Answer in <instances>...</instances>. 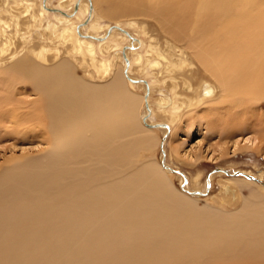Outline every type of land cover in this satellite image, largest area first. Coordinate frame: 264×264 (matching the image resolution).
Masks as SVG:
<instances>
[{
  "label": "bare ground",
  "instance_id": "obj_1",
  "mask_svg": "<svg viewBox=\"0 0 264 264\" xmlns=\"http://www.w3.org/2000/svg\"><path fill=\"white\" fill-rule=\"evenodd\" d=\"M18 1L15 3L21 5L19 14L41 26L46 19L44 28L49 38L69 45L72 53L82 59L90 58L100 78L109 76L114 64L111 59L97 61L96 49L102 55L104 51L123 49L128 63L122 55L121 78L124 81L126 78L130 86L140 85L144 93L135 96L122 88L117 73L102 87L82 84L66 64L37 68L31 58L35 49L27 51L28 46L17 58L19 51L10 47L13 39L6 36L7 28L0 29L3 35L0 64L11 63L0 70V129L12 134L30 133L48 145L44 153L46 161L14 160L18 164L15 169H8L6 175L3 173L0 264H73L79 259L75 245H71L73 237L81 239L82 251L86 249L89 254L88 258L84 255L89 264H264V203L256 192H250V198L244 199L241 208L231 213L190 206L188 200L176 196L163 176L176 173L182 179L181 185L184 183L181 191L192 196L194 191L206 193L208 189L203 192L187 188V175L181 170L172 171L177 169L167 164L166 154L161 164L164 136L159 142L160 162L147 161L127 171L133 166L139 149H149L157 143L149 131L161 128L167 133L170 130L169 122L149 120L153 107L149 101L151 84L135 77L131 71L128 54H135L136 45H143L142 39L126 30L131 35L128 37L117 28L123 29L120 23L100 25L92 20L93 0H69V4L75 5L71 11L62 9L67 0H58V7H52L50 0H41L36 12L35 1ZM107 1L110 7L106 16L149 15L175 43L184 40L185 47L210 76L200 81L193 96L197 102H211L205 109L209 114L220 110L214 108L215 104L218 107L225 104V109L234 110L237 103L244 102L247 106L251 101L264 100V0ZM49 12H53L55 21L47 20ZM84 14L87 16L82 20ZM11 16L18 17L17 13ZM86 27L102 33L84 32ZM108 29H111L109 33ZM114 35H121L130 44L124 48L119 43L109 46ZM94 41H98V46ZM167 43V47L175 46ZM147 48L166 60L165 70L187 66L190 62L181 49L174 54L176 61H171L162 55L159 46L148 44ZM51 50L57 56L58 49H46ZM40 54L36 55L43 56ZM135 59L141 61L142 57ZM159 64L157 60L150 62L151 67ZM124 69L129 78L146 83L131 81L124 75ZM42 76L50 77V81L39 91L37 99L25 105L15 98L14 85L18 81ZM167 100L168 97L159 96L155 103L161 108ZM173 100L175 94L171 97ZM180 106L174 107V111ZM144 117L153 128L143 124ZM239 126L235 122H221V129L229 132ZM119 136L126 138L121 152H117ZM120 163L121 170L116 167ZM221 171L222 168L210 172L206 184H210L214 173ZM237 171L258 181L233 175L235 171H228V175L262 183L261 174Z\"/></svg>",
  "mask_w": 264,
  "mask_h": 264
},
{
  "label": "rangeland",
  "instance_id": "obj_2",
  "mask_svg": "<svg viewBox=\"0 0 264 264\" xmlns=\"http://www.w3.org/2000/svg\"><path fill=\"white\" fill-rule=\"evenodd\" d=\"M15 1L0 0V21L5 23H0L2 24L0 25V29L7 28L6 36H10L11 39L14 40H12L10 47L16 48L17 52L19 51L17 58L24 54V51H26L25 49L29 46L27 51L30 50L31 52L35 49V51L32 52L35 54H32L31 58L37 68L39 66H41V68H52L61 63L66 64V66H69L70 69L75 71V78L82 82V84L88 86L97 85L105 87L111 77L116 73L120 78L122 77L124 60L121 56L123 49L104 51L103 55L96 49L95 57L97 61L111 59L114 64L110 75L106 78H100L98 75L99 73L91 64L90 58L85 57V59H82L79 55H74V53H72L69 45L60 44L55 39H53V41L52 37H50V39L48 31H46L47 29L44 28L46 19L42 22L41 26L40 24L38 25L39 22L35 23L32 18L28 16L24 17L23 14L18 13V8H21V5L17 6ZM31 1L36 2H33L35 3L33 4L34 12H36V8L39 6L41 0ZM93 1L92 20H96L100 25L107 24L112 26L115 23H120L123 25V29L127 31L129 30L128 32L131 35L135 34L142 39L143 45H141V47H139L140 45H136L135 54H128L132 63L131 71L135 77L144 78L151 84L152 90L149 95V101L152 104L151 106H153L152 114L149 116L151 123L169 122L170 124V130L167 131V133H164L161 128H154L152 131H149L151 135L155 137L157 143L154 146L149 147V149H139L133 158V166L135 165L137 167L147 161L152 163L160 162L161 150L159 142L166 134V162L170 167L181 170L187 175L189 180L186 183L187 188L192 190L199 189L205 192L207 190V175L213 170L221 168L226 169L229 172L248 170L257 176L261 174L262 183H264V100H258V103L257 101H255V103L251 101L254 106L252 104H250L252 106H246L244 102L237 103L236 106L234 105V110H232L231 107V110L228 108L229 111L224 108V103H222L224 104L223 106L220 105L221 107L217 106L219 104H215L214 108H220V110H216V112L213 110V112L209 114L205 109L209 107V103L211 102L200 103L195 101L193 96L196 95L194 90L200 81L210 79V76L198 64L191 51L185 47L183 39L181 40L183 43H175L174 38L171 36L172 39L168 34L166 35V33L161 30L160 23L157 22L155 18L153 19V17H149V15L119 14L114 17H108L105 13L109 9L110 3L107 0ZM57 3L58 0H50L52 7H58ZM74 6L75 5L72 6V4H69V0H67L62 9L64 11H71V7L74 8ZM20 11L23 12V9ZM15 12L18 17H15L14 19L11 15L16 14ZM86 16L87 14L82 15V20L85 19ZM46 18L47 20L51 19L52 21H55L53 19V12H49L46 15ZM73 19V21H77L75 17H73ZM17 21L19 25H16ZM6 24H8V26H5ZM89 28L86 27L84 32L89 31L94 34L102 33L101 30L98 32H92ZM0 36V38H3L2 33ZM94 42L98 46V41ZM167 42L174 43L176 47H167ZM109 43V46L119 43L123 45L122 48H124L125 45L130 44L128 40L122 39L121 35L120 37L119 35H114L112 39L109 40ZM148 44L159 46L160 50H162V55L171 61H176V56L174 54L177 55V50H184L190 62L187 66L183 65L182 67V65H179L178 68L171 67L169 70H165L164 67L166 60L155 55L151 51L149 52L147 48ZM41 46H44L45 50L42 49ZM37 47L40 48V50L37 49ZM49 47H55L56 50L58 49L57 56H54V51L52 50L46 51ZM38 53H42L43 56H37ZM137 56L142 57L141 61L135 59ZM147 59H149V61H146ZM155 60L159 61L160 64L158 67H151L150 62ZM9 63L10 61L4 62L2 63L3 66L0 64V70L3 71L6 66L11 65V63ZM49 78L50 77L48 76H42L39 77V79L34 80L21 79L14 85L16 92L15 98H18L17 100L21 103L28 105L29 102L34 101L39 97V91L43 89V86L49 83ZM124 79L125 81L121 78L120 82L122 88H126L127 91L129 90V92H132L135 96L144 93V90L140 85V87L138 85L130 86L126 81V78ZM48 87L49 85H47V88ZM44 88H46V86ZM174 94L175 100L172 102L171 97L172 95L174 97ZM159 96L168 97L170 100H167L166 105L161 108L157 107V104L155 103ZM190 98L193 100L191 101ZM204 100L210 101L206 98ZM181 101L183 104H181ZM178 105H181L180 109L175 112L174 107L177 108ZM140 106L142 107H140V110L143 112V102ZM245 106L247 108H245ZM248 106L253 107V111L251 108L249 110ZM223 121L235 122L240 126L229 132V130L221 129V122ZM142 128L146 127L142 125ZM129 137L130 136H128L127 139ZM125 140L126 138L124 136L118 137L117 152L122 151ZM46 144L45 141H42L39 137H33L30 133L12 134L4 132V129H0V187L3 185V173L8 169V171H13V169H15L14 167L18 165L15 162H27L29 159H35L38 160V162L41 161L40 163L44 162V160L46 161L47 158H45L44 155L48 147ZM118 165L120 166L116 167H119L118 169L121 170V165L123 164L120 163ZM133 166L128 167L127 171L134 170L135 166ZM7 173L8 172H5V175ZM124 173L126 174L127 172L124 171ZM163 177L167 179L172 186L177 197L182 199L185 198L188 200L187 203L189 202L188 204L197 208V210L218 211L217 209H220V212L228 213L237 211L241 208L243 202L250 198V192H256L257 197L264 203V186L262 183L246 181L242 179L241 176L226 175L222 171L214 173L210 180L211 182L207 192L204 195L197 196H192L181 191L182 179L176 175V173H167V175ZM247 196H249V198ZM80 240L77 237L71 239V245H75L73 248L75 252L77 251L76 256L79 258L78 261L76 259V262L78 264H89L86 260L89 254H87L88 252L86 249L82 251ZM78 252L79 256L77 255ZM84 255L87 258L84 257ZM81 256L85 259L81 260ZM223 256H225V254H223ZM76 262L74 261L73 264H77Z\"/></svg>",
  "mask_w": 264,
  "mask_h": 264
},
{
  "label": "water",
  "instance_id": "obj_3",
  "mask_svg": "<svg viewBox=\"0 0 264 264\" xmlns=\"http://www.w3.org/2000/svg\"><path fill=\"white\" fill-rule=\"evenodd\" d=\"M117 28H118L120 31H122L123 33H125L128 37H131V35H130L126 30H124V29H122V28H120V27H117ZM110 30H111V29H108V30H107V33H109ZM122 55H123V57H124L125 62L128 63V59H127V57H126L124 51H123ZM123 73H124V75H125L128 79H130L131 81H135V82H136V81H141V82L146 83L145 80H134V79L129 78V77L127 76V73H126V69H124ZM147 93H148V89H147ZM147 93L145 94V97L147 96ZM147 109H148V107H147ZM143 124H144L146 127H149V128H153V127H154V125L149 124V123H146V121H145V117H144V119H143ZM165 136H166V134L164 135L163 139L165 138ZM164 156H165V152L162 150V158H161V164H162V165L164 164ZM172 171H175V172L179 173L178 170H172ZM223 172H224L225 174H227V175L229 174V172H228L226 169H223ZM180 173H181V172H180ZM233 175H243V176H245V177H248V178H250V179H253V180H255V181H258L257 178H255V177H253V176H249V175L243 174V173L240 172V171H235V172H233ZM207 180H209V174L207 175ZM185 181H186V180H185ZM183 187H184V183L181 185V188H183ZM206 189H209V184L207 185V188H206ZM193 194H195V195H203V194H205V193H201V192H199V191H194Z\"/></svg>",
  "mask_w": 264,
  "mask_h": 264
}]
</instances>
